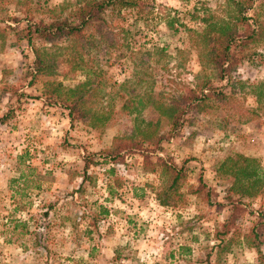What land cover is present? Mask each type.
<instances>
[{
	"label": "rangeland",
	"instance_id": "obj_1",
	"mask_svg": "<svg viewBox=\"0 0 264 264\" xmlns=\"http://www.w3.org/2000/svg\"><path fill=\"white\" fill-rule=\"evenodd\" d=\"M4 1L0 264H264L262 228L260 255L243 238L264 209L263 189L241 201L232 196L238 208L225 248L216 249L230 215L232 178L223 163L246 159L264 171V59L241 62L228 79L214 82L203 106L183 113L179 136L162 143L160 158L185 163L188 184L196 188L200 180V193L184 187L177 206L161 207L153 191L159 178L145 170L141 154L121 153L114 160L105 154L115 138H127L142 122L158 123L160 133L170 135L155 107L140 106L150 91L153 100L191 106L199 63L189 38L203 33L206 13L227 18L228 0H133L136 7L109 8L104 26L91 29L96 49L84 55L94 59V84H100L95 119L87 123L72 121L67 108L52 104L42 90L45 81L73 87L86 75L60 64L54 76L32 80V46L41 43L18 39L11 20H19V28L28 18L49 22L83 0ZM260 3L254 0L253 7ZM258 12L263 18L264 10ZM252 14L245 13L250 25ZM257 53L264 54V44ZM124 103L133 107L124 110ZM149 157L156 161L154 154Z\"/></svg>",
	"mask_w": 264,
	"mask_h": 264
},
{
	"label": "trees",
	"instance_id": "obj_2",
	"mask_svg": "<svg viewBox=\"0 0 264 264\" xmlns=\"http://www.w3.org/2000/svg\"><path fill=\"white\" fill-rule=\"evenodd\" d=\"M114 5L124 8L136 7L133 0H83L65 17L53 16L49 22H33L31 18H28L27 22H22L19 28V20L11 18L16 24L14 32L18 39H24L30 45L35 40L41 43V48L32 46L34 65L31 70H28V76L32 80L54 76L60 64H67L71 73L80 71L86 75L85 82L73 87H64L59 82L50 81H45L42 85L43 94L52 104L67 108L72 121L80 120L87 123L95 119L94 110L98 103L94 101L100 84H94V80H97L96 77L99 75L93 68L94 59H86L84 55H89L96 49L98 43L91 29L104 26V15ZM228 5L230 12L227 18L206 13L203 17L206 26L203 33L196 39L189 38L190 45L197 52L199 63V72L195 75V89L189 95L191 106L189 107L188 102H185V105L181 100L175 103L153 100L151 91L147 94V100L143 105L139 102L142 109L150 104L162 117L164 116L170 135L166 137L165 134L160 133L158 123L142 122L133 127L127 138H115L112 147L105 151V154L111 156L113 160L115 157L121 158L123 156V154L120 155L121 153L141 154L145 170L159 178L160 184L153 191L155 200L161 207L177 206L182 199L184 187H190L192 191L190 193H200L199 189L202 185L200 180L196 188L188 184L187 180L191 171L185 163L178 165L168 155L166 160L160 158L158 154L164 151L163 141L176 139L179 136L183 124V113L203 106L211 96L214 82L228 79L241 62H253L255 57L264 59V54L257 53V46L260 43L264 44V17L259 18L261 14L258 12V10H264V1L261 0L258 8L253 7L254 0H228ZM5 6L6 2L0 0V15L7 14ZM247 10L253 13L251 25L248 23L249 18L245 15ZM5 17L1 20L5 21ZM240 29L244 31L239 33ZM62 41L63 44H59ZM64 41L69 42L68 46H64ZM85 46L86 53L82 52ZM111 93L105 95L110 98ZM128 107L133 106L127 103L121 106L124 110ZM130 113L132 114L133 111ZM149 154L156 156L155 162L150 161ZM246 162V159L228 158L223 163L226 164L223 169L224 174L232 178V181L228 189L230 195L226 198L230 206V215L223 222L222 230L217 235V239L220 240L216 246L218 252H222L225 248L223 239L230 232L231 218L238 208L236 199L232 196L237 195L241 201L245 197H255L260 189L264 190V171L257 166L250 167L248 166L250 162L248 164ZM193 188H195L194 191ZM103 213L107 212L103 210ZM258 228L264 231V209L256 213L252 226L243 235L248 246L256 249L260 255L261 234L257 231Z\"/></svg>",
	"mask_w": 264,
	"mask_h": 264
}]
</instances>
